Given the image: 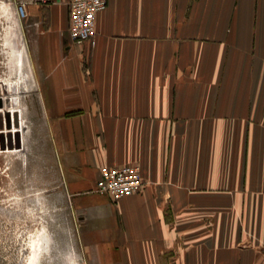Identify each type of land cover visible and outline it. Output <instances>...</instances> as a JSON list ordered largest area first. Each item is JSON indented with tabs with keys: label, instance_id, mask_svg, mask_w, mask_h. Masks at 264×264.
I'll return each mask as SVG.
<instances>
[{
	"label": "crops",
	"instance_id": "obj_1",
	"mask_svg": "<svg viewBox=\"0 0 264 264\" xmlns=\"http://www.w3.org/2000/svg\"><path fill=\"white\" fill-rule=\"evenodd\" d=\"M20 19L81 264H262L264 0H108L72 42L69 0ZM140 166L119 200L101 166Z\"/></svg>",
	"mask_w": 264,
	"mask_h": 264
},
{
	"label": "rangeland",
	"instance_id": "obj_2",
	"mask_svg": "<svg viewBox=\"0 0 264 264\" xmlns=\"http://www.w3.org/2000/svg\"><path fill=\"white\" fill-rule=\"evenodd\" d=\"M13 11L0 1V264H81L33 56Z\"/></svg>",
	"mask_w": 264,
	"mask_h": 264
},
{
	"label": "built area",
	"instance_id": "obj_3",
	"mask_svg": "<svg viewBox=\"0 0 264 264\" xmlns=\"http://www.w3.org/2000/svg\"><path fill=\"white\" fill-rule=\"evenodd\" d=\"M107 2L108 0L68 1V34L72 42L80 43L95 36L97 14L106 8ZM14 8L20 19L27 16L25 2L15 1ZM96 182L95 191L101 195H108L113 200L139 192L144 186L140 166L136 163L112 167L101 166Z\"/></svg>",
	"mask_w": 264,
	"mask_h": 264
},
{
	"label": "bare ground",
	"instance_id": "obj_4",
	"mask_svg": "<svg viewBox=\"0 0 264 264\" xmlns=\"http://www.w3.org/2000/svg\"><path fill=\"white\" fill-rule=\"evenodd\" d=\"M18 111H19V110H15V111L12 113V118H14L13 120L15 121V123L17 122V112H18ZM20 114L23 115V112L21 111ZM20 118H21V116H20ZM19 123H20L21 127L24 126V124H23L21 121H20ZM16 124H17V123H16ZM16 126H17V125H16ZM18 131H19V129H18ZM37 240H38V239H37ZM36 257H37V254H36V252H34L33 259L35 260Z\"/></svg>",
	"mask_w": 264,
	"mask_h": 264
}]
</instances>
